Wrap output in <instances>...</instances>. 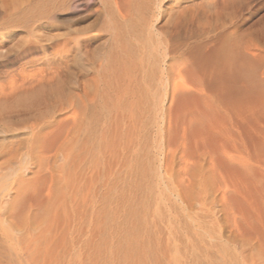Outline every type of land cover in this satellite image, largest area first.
<instances>
[{
	"label": "rangeland",
	"instance_id": "rangeland-1",
	"mask_svg": "<svg viewBox=\"0 0 264 264\" xmlns=\"http://www.w3.org/2000/svg\"><path fill=\"white\" fill-rule=\"evenodd\" d=\"M60 1L0 0V96L35 93L56 45L82 42L48 113L0 98V264H264V105L218 112L207 76L232 59L254 74L238 100L252 81L264 96V0ZM130 23L138 37L126 39L172 58L161 99L138 108L104 74ZM208 123L230 140L203 142ZM32 130L52 145L5 147Z\"/></svg>",
	"mask_w": 264,
	"mask_h": 264
},
{
	"label": "bare ground",
	"instance_id": "bare-ground-1",
	"mask_svg": "<svg viewBox=\"0 0 264 264\" xmlns=\"http://www.w3.org/2000/svg\"><path fill=\"white\" fill-rule=\"evenodd\" d=\"M60 2L62 3L63 6L67 4V0H63ZM55 6H53V7H55ZM39 7H41V6H39ZM50 9H51L50 7L49 8L47 7V9H44V10H40V11L38 10L37 12H39V13L41 11L42 12L40 14L38 13L39 14V15L37 14L38 16L33 15V16H35V18H33V19L37 20L40 17H42V18L44 17V19H45L46 16H49L48 12L50 11ZM34 14H36V13H34ZM36 20L31 21L30 25L35 23ZM30 25H28V26H30ZM120 27L122 28V26H120ZM139 29H140V25L137 23H130L128 25H123L122 29H118V32H116V34H117V40H120V42L117 44V47H115L116 51L114 53H116V54H114L115 55L114 59H115V64L119 68L116 66L114 69L108 68V67H110L109 59H108L106 65L104 67V74L109 73V75H107V76H111L110 75L111 73H112V76L114 73L119 74L118 81L116 82L118 84L117 89H119V91H121L120 97L123 98L125 101L127 100V102L129 101V99L133 100V99L137 98V100H139V99H141L140 97H144V99L145 98L154 99L155 101L158 98L161 99L160 98V92L155 89L156 85L158 83H160V80H161L160 76H159L161 74H158V73H159V71L163 72L162 69L160 70V68H163V66L169 65V66H167V68L170 69V62L172 60V58H171L168 61H166L165 58L169 55V54L167 55L166 53H163L161 58H160L159 57L160 55H157V53L154 51V49L149 47V44H146V43L142 44V43H138V42H135L134 44H132L130 41L131 39L130 40L126 39V37H125L126 35L132 34L133 36H137ZM29 33H31V32H29ZM32 34H30V36ZM35 36L38 37L40 35L38 34ZM35 39L38 40L37 38H35ZM89 39H87V40H89ZM71 45H73V48L69 47L70 43H66V42H64L63 44H61L59 46L56 45L55 50L57 49L56 50L57 52H55V53H58V56H55L53 59L47 60L45 62L44 66H45L46 70H44V68H43L44 72L46 71L45 75L44 74L40 75L41 73L38 72L40 75L39 77L40 78L42 77V78L39 80V81H41V83L39 84L40 89L37 90L35 93L19 94L20 92L16 93L17 91L15 92V89H14V91L12 90L11 93H9V94H5L4 91H2L1 93H3V94L0 96V98L3 97L5 100L4 102L14 101L15 103H18L19 105L24 106V108L29 107L30 105L34 106L35 104L40 105V104L44 103L43 105H44L45 109L43 111L39 112V116L40 115L42 116L44 113H48L47 108H46L47 102L50 101L51 99L55 100V98L56 99L59 98V95L63 92V89L60 85L61 82L59 80L60 79L59 75H61L63 72L66 73L67 71H69L67 65H69L70 60L73 58V60L75 61L78 58V56H80L82 53V48H80V46L82 45V42L79 40V37L74 38L72 40ZM158 54H160V53H158ZM111 56H113V54H111ZM219 59L220 58H218V60L212 64L213 66H211V69H210L211 71L208 73L209 75H207L206 68H204L202 70L204 75L209 76V79L211 80V82L213 81L215 83L214 89L212 88L213 90L210 92V93H212V95H210L211 97L209 98V100L213 99V102L216 101L217 103H216L215 107H216L217 111L222 112L224 115H228L231 113L232 114H238L239 112H249V111H250V113H252V111H255L257 113V111H259V109L262 108L264 105V96L262 94V90L257 91L258 88H261V84L257 86L256 85L257 83L253 82V81L247 83V85H245V89L248 91V93L250 92L252 96H249V98H250V99L248 98L249 101L247 99H244L242 101L238 100L240 97L243 96L242 94L239 93L240 88L237 85V84H239L238 81H240V84H241V83H243V81L246 82V80H248V81L253 80V78L250 79V76H252L254 74L253 73L250 74V72H246L247 71L246 69H245V72H244V70L241 71L239 69H236V67H235L236 65L232 62V59L228 60L227 62L225 61L224 63H222V60H221V62H218V61H220ZM235 63H237V62H235ZM42 66H43V64H42ZM168 69H166V70H168ZM43 70H41L42 73H43ZM39 77H38V79H39ZM197 77H199V76H197ZM252 77H254V76H252ZM33 78H35V77H33ZM105 79H106V76H105ZM115 80H116V77H115ZM165 80H167V78ZM106 84L108 85V82L105 81L104 86ZM140 84H142L143 88L145 89L144 93L140 89L141 88ZM36 85H37V87L39 86L38 84H36ZM109 88L110 87L108 85L106 87V90H109ZM11 89H13V88H11ZM117 94H119V92ZM133 101L136 102V100H133ZM131 105H132V102H131ZM136 105H137L136 108H138L139 103L136 102ZM250 105H253L251 109H250ZM3 108H4V103L0 102V111ZM49 110H51V107ZM30 115H32V114H30ZM46 116H48V115H46ZM134 117H135V115H134ZM3 118H5V117H3ZM244 120L245 119L243 118L242 121H244ZM1 121H2V123H5L3 120H1ZM214 122L216 123L215 120H214ZM213 123H208L206 126L201 127L200 132H199V134L201 136L199 135V137L203 139V142H206V143L212 142V144L214 146L215 145H223L226 142H228V140H230V137H229V133H228V135L226 134L228 132L226 127H225L226 125L225 124L223 125V123L222 124L220 123L218 125H214L215 123L214 124ZM40 124L42 125V123H40ZM0 125H2V124L0 123ZM44 125H46V123ZM36 126H37V128H39L38 125H36ZM36 126H34V127H36ZM4 127H5V125H4ZM39 129H41V126ZM32 131H33V137H31V139L19 140L17 138L18 140L16 139L17 140L16 142L10 141L8 143V145H6L5 147H7L11 150V149H13V147L14 148L15 147H17V148L23 147L24 148V146H26L29 150H32L33 146H34L33 144L40 141V143L42 144L41 145L42 151H44L43 148L47 149L48 147H50L52 145V143H51L52 141L49 140V137H46V135L41 136L42 134H40V133H39L40 135H38V132L40 130H38L37 133L35 132L36 134H34V130H32ZM42 131H43V129H42ZM30 136H32V135H30ZM52 140H54V139H52ZM14 159H15V157H14Z\"/></svg>",
	"mask_w": 264,
	"mask_h": 264
}]
</instances>
